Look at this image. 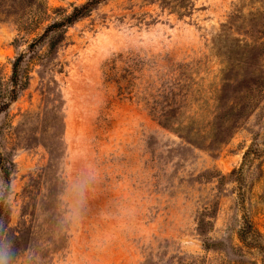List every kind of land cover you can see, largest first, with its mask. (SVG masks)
Segmentation results:
<instances>
[{
	"label": "rangeland",
	"instance_id": "374dc122",
	"mask_svg": "<svg viewBox=\"0 0 264 264\" xmlns=\"http://www.w3.org/2000/svg\"><path fill=\"white\" fill-rule=\"evenodd\" d=\"M86 1L0 0L8 264H264V0H106L29 51Z\"/></svg>",
	"mask_w": 264,
	"mask_h": 264
},
{
	"label": "trees",
	"instance_id": "16d2710c",
	"mask_svg": "<svg viewBox=\"0 0 264 264\" xmlns=\"http://www.w3.org/2000/svg\"><path fill=\"white\" fill-rule=\"evenodd\" d=\"M106 0H88L86 1L84 4L78 6V7H74L72 12L66 16L64 19H62L61 21L58 22H54L52 23L50 26H48L43 35L36 40L35 42L29 44L28 48L29 51L32 50L36 43L40 42L44 36H47L51 33H56V42L59 43L60 41L63 40L64 38V33H65V29L69 26H71L72 24H74L76 21H78L79 19L85 17L86 15H88L95 7H97L100 3L104 2ZM62 31V32H61ZM61 32V33H60ZM56 43V44H57ZM55 46V42L50 44V48H54ZM23 60V55H18L14 61L11 64V68H12V72H11V76H10V83H11V90H10V102L15 101L17 98V93L18 90L22 89L23 86L25 85V83H21L19 81V68L20 65L22 63ZM5 108V106L3 107V109ZM3 110L0 109V112H2ZM0 172H1V177H2V181L5 184V191L3 194V197H7L9 195V184H10V172L7 169L6 166H4L2 159L0 158ZM3 210V206L0 205V216ZM241 236L239 237L241 242H245L244 238L245 236L242 234H244V232L240 233ZM259 250H263V247L261 245H258Z\"/></svg>",
	"mask_w": 264,
	"mask_h": 264
},
{
	"label": "clouds",
	"instance_id": "9594fccd",
	"mask_svg": "<svg viewBox=\"0 0 264 264\" xmlns=\"http://www.w3.org/2000/svg\"><path fill=\"white\" fill-rule=\"evenodd\" d=\"M0 264H8L7 255L3 251H0Z\"/></svg>",
	"mask_w": 264,
	"mask_h": 264
}]
</instances>
